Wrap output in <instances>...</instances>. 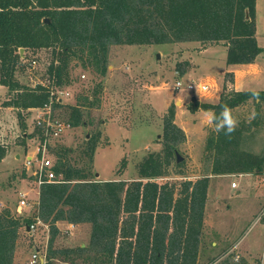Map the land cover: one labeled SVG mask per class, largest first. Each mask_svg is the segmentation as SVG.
I'll return each instance as SVG.
<instances>
[{"label": "trees", "instance_id": "1", "mask_svg": "<svg viewBox=\"0 0 264 264\" xmlns=\"http://www.w3.org/2000/svg\"><path fill=\"white\" fill-rule=\"evenodd\" d=\"M256 11L257 0H0V86L8 89L9 96L5 107L17 111L18 125L26 132L31 110L50 102L56 109L62 106L52 91L72 85L74 61L104 78L114 46L222 45L227 48L228 66L255 64L264 51L256 37ZM22 49L53 50L47 69L50 86L28 87L17 80ZM185 73L182 70L180 76ZM224 89L218 103H204L201 109L218 116L226 105L234 115L251 101L258 111L264 105V91L226 92V84ZM101 92L99 84L95 97ZM174 117L170 108L164 126V157L146 158L140 165V179L132 182L91 179L100 134L87 143L84 168L71 164L69 148L52 151L56 180L40 186L34 217L50 229L46 264H56L59 256L71 264L77 260L83 264H198L211 181L210 176L187 179L179 188L159 182L164 166L173 159L177 167L182 165L177 162V146L184 132ZM68 122L72 127L85 125L78 107L72 108ZM250 125L240 120L230 137L215 131L209 136L210 175L262 172L256 157L242 149ZM8 154L9 147L0 141V163ZM126 165L124 159L121 173ZM33 221L9 210L0 215V264H15L20 230ZM60 222L89 224L88 246L56 250Z\"/></svg>", "mask_w": 264, "mask_h": 264}, {"label": "rangeland", "instance_id": "2", "mask_svg": "<svg viewBox=\"0 0 264 264\" xmlns=\"http://www.w3.org/2000/svg\"><path fill=\"white\" fill-rule=\"evenodd\" d=\"M256 12V37L264 50V0H257ZM21 55L17 80L28 87L50 86L47 69L53 61V50L24 51ZM226 61V47H204L198 42L114 46L104 78L84 70L74 61L73 83L63 88L70 96L65 98L56 115L69 121L72 108L78 107L85 125L67 130L62 138L52 143L50 153L57 148H69L71 164L84 168L88 164L83 154L87 143L92 136L100 134V145L90 165L91 179L104 182L139 180L140 165L146 158L150 155L164 157L165 120L169 109L173 108L174 123L184 132V139L177 146L183 161L180 167L174 159L170 165H165L159 182L179 188L187 179L210 176L211 181L198 264H264V216L261 215L264 209V105L258 111L251 101L233 115L238 122L251 124L242 149L256 157L262 172L250 176L210 175L213 156L207 152L206 144L214 133V125L206 123L205 114L200 112L203 111L201 106L195 110L197 101L201 105L214 103L225 92V84L230 81L233 84V78L225 75ZM256 65L263 74L259 79L246 78L245 89L264 91V51ZM182 70L186 72L184 76H180ZM179 81L186 86L208 84L211 89L205 94L190 91L186 86L179 91L175 89ZM231 83L226 86V92L234 91ZM99 84H102V92L95 97L94 91ZM8 98V89L0 86V141L10 152L8 160L0 163V215L9 210L20 216L17 208L25 199L28 206L22 210L21 217L32 218L35 228L29 231L26 227L21 228L15 264H30L36 253L43 259L37 264H46L50 229L47 224L34 219L40 192L35 177L39 165L35 158L39 142L33 132L36 112L27 118L24 132L18 125L17 111L5 107ZM16 155L21 158L17 159ZM29 156L34 157L32 166H27ZM124 159L127 165L121 173ZM50 160L52 164L56 162L53 155ZM233 183L238 185L237 189L232 188ZM71 226L66 222L58 223L60 234L54 243L56 250L88 246L91 226ZM55 263L71 264L61 256ZM76 264H83L82 260H77Z\"/></svg>", "mask_w": 264, "mask_h": 264}, {"label": "built area", "instance_id": "3", "mask_svg": "<svg viewBox=\"0 0 264 264\" xmlns=\"http://www.w3.org/2000/svg\"><path fill=\"white\" fill-rule=\"evenodd\" d=\"M36 62H34L35 64ZM45 86V85H43ZM186 85L183 84L182 81H179L175 85V89L182 90ZM190 91L197 92L198 94H205L208 93L211 89V86L208 84H201L199 86H195L194 84H188L186 86ZM53 95L56 97V101L58 104L62 105L63 101L66 97L70 96L68 92L62 89H54ZM58 109V108H57ZM57 109L54 107L53 102L45 105L42 108H37L31 110L32 112H36V118L34 119V133L36 136V140L39 142V146L36 148L35 158L39 163L38 167L36 168L35 177L39 181V186L42 185L45 181L47 182H55L56 176L53 172L54 163L52 164L50 157L52 154L50 153V147L52 143L57 142L60 138H62L66 133L67 130H71L73 127L68 121H63L59 118L57 114ZM32 160L34 157H30L27 160V166H32ZM264 182V178L262 179ZM232 188H238L236 183L232 184ZM25 195H23L24 197ZM28 206L25 199H22L18 205L17 212L21 216L22 210ZM264 216V209L261 213ZM75 225L71 227L74 228ZM35 228V225H31L28 227L29 230ZM43 262L38 255V253L34 254L30 264H37L38 262Z\"/></svg>", "mask_w": 264, "mask_h": 264}, {"label": "crops", "instance_id": "4", "mask_svg": "<svg viewBox=\"0 0 264 264\" xmlns=\"http://www.w3.org/2000/svg\"><path fill=\"white\" fill-rule=\"evenodd\" d=\"M208 48H206L204 50H207ZM227 74H229L233 78V84L230 81V82H228V85H229V83H231V85H233V87H234L233 90L235 92L263 91V90H253V89L247 90V89H245L246 84L244 83V80L246 78L254 77V78L259 79L262 76V74H263V72L258 67V65H256V62H255V64H251V65L228 66V68L225 71V75H227ZM232 78H231V80H232ZM228 85H226V86H228ZM218 102H219V97L215 99L214 104H216ZM200 112H202L203 114L206 113L204 111H200ZM9 156H10V152H9L8 156L1 163L6 162L8 160V158H9ZM16 157H17V159H20L21 155H16ZM30 157L31 156H29L28 158H30ZM241 175H243V174H241ZM245 175H248V174H245ZM250 175L251 174H249L248 176H250ZM235 189H237V188H235ZM38 198H39V196H38ZM27 230L29 231L28 228H27ZM216 246H218V244H216Z\"/></svg>", "mask_w": 264, "mask_h": 264}, {"label": "clouds", "instance_id": "5", "mask_svg": "<svg viewBox=\"0 0 264 264\" xmlns=\"http://www.w3.org/2000/svg\"><path fill=\"white\" fill-rule=\"evenodd\" d=\"M206 123L208 125H214V131L217 133L223 132L225 136L230 137L236 130L238 121L233 117L231 109L228 106H222L220 114L209 110L205 113Z\"/></svg>", "mask_w": 264, "mask_h": 264}, {"label": "water", "instance_id": "6", "mask_svg": "<svg viewBox=\"0 0 264 264\" xmlns=\"http://www.w3.org/2000/svg\"><path fill=\"white\" fill-rule=\"evenodd\" d=\"M47 22H49V21L47 20ZM24 51H25V50L22 49L20 52L23 53ZM200 106H201V103H200L199 101H197V102L195 103V110L199 109ZM182 161H183V158H182L181 156H179V154H177V162H178V163H181Z\"/></svg>", "mask_w": 264, "mask_h": 264}]
</instances>
